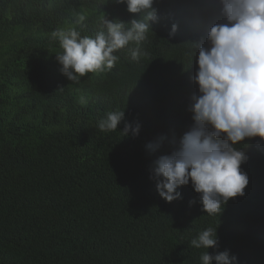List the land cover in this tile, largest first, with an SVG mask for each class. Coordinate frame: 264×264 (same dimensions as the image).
Masks as SVG:
<instances>
[{"label":"trees","instance_id":"trees-1","mask_svg":"<svg viewBox=\"0 0 264 264\" xmlns=\"http://www.w3.org/2000/svg\"><path fill=\"white\" fill-rule=\"evenodd\" d=\"M153 8L158 20L139 45L117 50L111 70L72 82L53 31L95 36L104 18L128 28L147 11L129 13L115 0H0V264H201L206 249L191 240L208 227H217L211 255L228 250L234 264H264L259 137L233 146L247 151L249 183L221 213L203 211L191 182L166 202L150 178L193 122L195 42L221 20L212 0H154ZM117 111V129L101 131L98 122ZM136 123L138 136L123 132ZM150 142L160 147L150 153Z\"/></svg>","mask_w":264,"mask_h":264},{"label":"clouds","instance_id":"clouds-1","mask_svg":"<svg viewBox=\"0 0 264 264\" xmlns=\"http://www.w3.org/2000/svg\"><path fill=\"white\" fill-rule=\"evenodd\" d=\"M125 4L127 11H147L146 22L133 19L130 27L104 18L106 31L95 36H81L75 28L57 29L51 33L58 39L62 52L56 56L60 71L72 82H79L88 73L111 70L118 61L114 53L131 42L140 44L149 30V22L158 20L154 0H115ZM220 22L208 27L206 37L195 42L197 71L193 82L198 92L190 96L188 111L192 124L183 134L178 148L161 155L151 168L150 178L166 202L182 199L178 189L191 182L199 194V202L207 214L221 213L229 199L243 196L249 178L241 170L247 156L234 145L246 138L264 140V0H212ZM81 14L76 20L82 24ZM173 25L170 35H174ZM133 59L140 55L131 50ZM124 112H109L98 122L101 131L116 130ZM140 124H125L123 132L135 137ZM163 140V137H160ZM160 147L150 142L151 153ZM195 201H189V205ZM197 249L204 248L201 264H234L236 257L228 250L211 255L209 248L218 246L217 227H208L191 240Z\"/></svg>","mask_w":264,"mask_h":264},{"label":"rangeland","instance_id":"rangeland-1","mask_svg":"<svg viewBox=\"0 0 264 264\" xmlns=\"http://www.w3.org/2000/svg\"><path fill=\"white\" fill-rule=\"evenodd\" d=\"M260 142H264V140H261V138H259ZM245 154L247 153V151H243Z\"/></svg>","mask_w":264,"mask_h":264}]
</instances>
